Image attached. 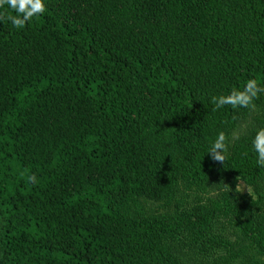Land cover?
I'll use <instances>...</instances> for the list:
<instances>
[{
  "label": "trees",
  "instance_id": "obj_1",
  "mask_svg": "<svg viewBox=\"0 0 264 264\" xmlns=\"http://www.w3.org/2000/svg\"><path fill=\"white\" fill-rule=\"evenodd\" d=\"M45 2L23 29L0 22V264H190L172 240L210 212L127 209L167 199L177 180L217 193L237 264H264L251 148L264 93L212 110L250 79L264 86V0ZM220 132L224 162L205 153Z\"/></svg>",
  "mask_w": 264,
  "mask_h": 264
},
{
  "label": "rangeland",
  "instance_id": "obj_2",
  "mask_svg": "<svg viewBox=\"0 0 264 264\" xmlns=\"http://www.w3.org/2000/svg\"><path fill=\"white\" fill-rule=\"evenodd\" d=\"M264 111V104L258 105ZM239 192L254 195V191L239 183ZM218 195L209 187L197 188L186 185L182 180L174 182L172 194L160 202L147 201L142 198H131L127 209L131 214H153L161 218L192 215L200 219L210 212L209 222L201 229L184 228L174 238L171 247L183 257L181 261L190 264H237L241 256L240 236L232 219L215 213ZM239 236V237H238ZM211 248L216 253L206 250ZM191 257V258H190ZM245 264V262H244Z\"/></svg>",
  "mask_w": 264,
  "mask_h": 264
},
{
  "label": "clouds",
  "instance_id": "obj_3",
  "mask_svg": "<svg viewBox=\"0 0 264 264\" xmlns=\"http://www.w3.org/2000/svg\"><path fill=\"white\" fill-rule=\"evenodd\" d=\"M45 12V0H0V22L6 19L15 29H23L33 17H38ZM259 93H264V86L250 79L244 85L243 90L234 89L230 90L227 95L213 97L212 110L215 111L226 105L233 108H251ZM225 141L224 133H218L205 153L210 154L214 161L224 162L228 152V144ZM251 148L256 153L257 166L264 167V128L256 130L251 140ZM28 180L35 182L33 176H29Z\"/></svg>",
  "mask_w": 264,
  "mask_h": 264
}]
</instances>
